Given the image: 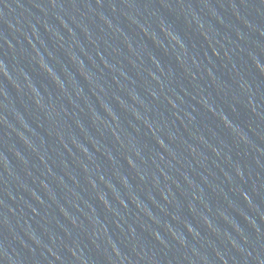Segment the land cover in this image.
Segmentation results:
<instances>
[{"label": "water", "instance_id": "obj_1", "mask_svg": "<svg viewBox=\"0 0 264 264\" xmlns=\"http://www.w3.org/2000/svg\"><path fill=\"white\" fill-rule=\"evenodd\" d=\"M0 264H264V0H0Z\"/></svg>", "mask_w": 264, "mask_h": 264}]
</instances>
